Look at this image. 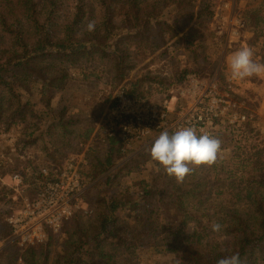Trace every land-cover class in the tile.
Listing matches in <instances>:
<instances>
[{"label": "trees", "instance_id": "1", "mask_svg": "<svg viewBox=\"0 0 264 264\" xmlns=\"http://www.w3.org/2000/svg\"><path fill=\"white\" fill-rule=\"evenodd\" d=\"M218 4L219 0H0V124L7 116L8 103L13 106L12 114L22 108L21 94L35 76L50 80L52 89L68 90L75 83L70 78V65L81 63L93 53L113 62L116 81L126 80L123 93L119 92L106 113L97 117L104 122H108L107 112L119 104L122 95L152 100L148 93L158 91L167 96L172 89L184 88L193 72L191 66L210 59L205 32L213 24ZM90 21L95 22L94 31L87 30ZM253 22L250 45H256L264 63V12L255 13ZM157 27L166 34V41L160 38L165 47L161 60L176 71L171 75L148 72L132 76L135 64L130 45L155 47L152 36ZM82 76L81 83H92L93 75ZM84 114L78 110L69 116L65 113L49 118L42 136L49 139L45 149L54 160L70 144L63 142L50 151L48 143L55 137L63 141L77 135L82 142H90L95 129L93 120H84ZM34 115L40 122L42 116ZM9 118L5 124L11 127L14 119L8 122ZM247 127L233 130L236 135L231 159H222L219 151L213 165L200 166L180 186L157 163L162 179L142 178L139 183L143 193L138 197L132 189L121 194L127 200L104 192L97 195L94 216H77V231L65 241L64 251L52 258L48 255L44 264H118L120 254L134 256L143 244L165 248L162 250L170 255L166 264H192L197 259V264H217L220 258L237 252L241 264H264V150L253 148ZM103 140L105 148L90 146L85 160L97 174L104 175V185L112 187L119 177L112 171L114 160L128 142L116 135ZM80 171L83 176H94L86 174L83 166ZM22 172L27 176V171ZM60 175L44 184L27 177L20 179V185L32 186L34 200ZM4 188L0 182V217L13 214L10 208L17 202L7 193L2 195ZM155 195L166 203V223L150 207ZM120 213H129L137 224L129 225ZM214 222L222 225L219 233L212 231ZM5 226L7 230L10 227L8 222ZM215 236L222 239L217 241ZM21 259L24 264H42L41 252L35 247L25 251Z\"/></svg>", "mask_w": 264, "mask_h": 264}, {"label": "rangeland", "instance_id": "2", "mask_svg": "<svg viewBox=\"0 0 264 264\" xmlns=\"http://www.w3.org/2000/svg\"><path fill=\"white\" fill-rule=\"evenodd\" d=\"M257 12H264V0H219L213 24L210 30L205 32V39L210 49V59L207 60V63L192 65L193 72L190 74H199L200 81L206 82V85H210L209 82L212 84L215 82L219 92L227 95L233 103L237 105L246 104L245 110L250 118L248 127H246L251 135L253 148L264 150V76L234 80L231 77L228 63L231 55L243 47H250L254 52V60L263 63L261 57L257 54L256 45L254 47L250 45L254 38L253 20ZM165 35L164 31L157 27L156 33L152 36L156 44L155 47L149 46V44L143 46L130 45V53L135 64V69L130 73L132 76H144L148 72H152V75L157 76L161 74L171 75L176 71L175 67H166V62L163 59L161 60V54L163 48H165L161 40L166 39ZM95 43L101 44L99 42ZM70 66V78L74 79L75 83H71L72 86L68 90L52 89L49 83L50 80L46 81V78L42 76H35L31 86L21 94L22 108L12 114L10 112L13 106L11 103L7 104L6 114L8 118L12 117L14 120L13 125L9 127L5 124L7 118L5 116L4 122L0 124V182L5 186L2 195L4 196L7 193L8 197L16 199L17 202L14 207L10 208L13 214L0 217V264H10V261H12L11 264H24L21 255L32 247L40 250L41 263H46L48 255H51L52 258L57 253L64 251L65 241L72 233L77 231L78 217L87 214L90 217L94 216L97 209L95 199L97 195L104 192V194L111 197L120 198L121 194H124L128 189H132L138 197L143 193V188L139 183L142 178L152 181L162 174V170H158L157 162L150 160V149L156 139V136H154V139L151 140L127 143L121 154L114 160L112 171L119 174L117 182L115 181L112 187L104 185L103 181L106 180H103L104 175L97 174L93 166L87 163L85 154L90 146L99 144L105 148L106 142L102 144L101 140L112 135L108 130L114 124L104 122V119L100 120L97 117L101 113H106L105 110L113 103L119 92L123 93L122 88L126 80L118 78L116 81L113 73L116 67L113 66V62L101 59L99 53H93L81 63L71 64ZM82 66L83 70H81ZM82 73L93 75L91 84L81 83ZM97 75L98 77H96ZM188 81L189 78L187 83ZM186 87L189 88V86H185L176 89L173 95H178V91L186 90ZM184 94L186 95V92ZM170 95V92L167 96L166 94H160L158 91L152 92L147 95L152 100L149 98L146 100L152 102L163 101L168 99ZM194 98L195 94L190 92L189 95H186L183 106H180L179 102L173 104V120L177 118V114L184 112L187 104L193 102ZM25 108L28 110L25 111ZM78 110L87 113L84 114V118H86L84 120H88V118L93 120L95 132L89 143L82 142L83 140L77 135L71 138L67 137L63 141L60 137H55L53 142L48 143L50 151L61 147L63 142L70 144L67 148H63L65 150H62V154H59L56 157L57 160H54L45 149L49 139L42 136L45 132L44 127L49 125V118L59 117L65 113L66 116H69ZM34 114L42 116L40 122L37 121ZM12 118H9L8 122ZM230 121L229 114L225 116L224 127H222L225 131L221 138L220 156L225 160L231 159L234 146L233 140L236 135L234 131L237 130L236 128V130H229L228 124ZM121 137L119 138L122 139ZM146 139H149V137H146ZM81 165L86 174H94L97 179L94 176L91 178L83 176L80 171L82 169ZM70 169H74L82 177L83 183H81V194L78 195L76 202L73 204V218L65 223L60 232H50L47 227L41 228L39 232H31L32 237L27 239V235L23 233V235H18L10 227L8 230L6 229L5 222H8V218L23 214L26 202L36 196L34 190H31L30 187L32 186L30 184L27 183L26 187L20 185V179L29 177L37 184H44L55 178L56 175L61 174L58 180L49 182L55 183L60 182L65 173H71ZM23 170L28 172H24L27 176L20 174ZM34 170L37 172L35 173V179L32 176ZM160 178L162 179V176ZM167 183L168 181L165 179L164 184L167 185ZM121 198L127 200L126 196ZM23 199H25L24 203H22ZM150 203V207L158 211L160 219L164 220L165 223L168 222L169 214L164 212V209L167 208L164 199L161 200L158 195H155L150 199ZM120 217L129 225L134 226L137 224L135 218L131 217L129 213H120ZM191 227L192 225L189 226V228ZM7 232L9 233L7 234ZM215 238L217 241L222 239L218 236H215ZM153 247L143 244L137 249L134 256L125 253L120 254L118 264H166L169 262V253L162 250L165 248L161 246ZM10 254H13V256ZM198 262L197 259L192 264Z\"/></svg>", "mask_w": 264, "mask_h": 264}, {"label": "built area", "instance_id": "3", "mask_svg": "<svg viewBox=\"0 0 264 264\" xmlns=\"http://www.w3.org/2000/svg\"><path fill=\"white\" fill-rule=\"evenodd\" d=\"M209 84L201 82L195 74L190 75L186 85L190 89L186 87V90H179L178 95H173L175 91L172 89L169 98L163 101L137 100L122 95L119 104L106 114L108 122H105L114 124L108 132L117 137L122 136V140L129 143L151 140L154 136L157 138L165 130L172 133L180 127L193 126L198 135L208 132L221 140L225 131L222 128L225 116L229 114V130L246 127L250 122L245 110L246 104L233 103L227 95L219 92L215 82ZM184 92L186 95L190 92L195 94V98L173 120L172 106L178 102L180 106L184 105ZM70 170L71 173H65L60 182L48 183L37 199L26 202L23 214L8 218L13 232L18 235L23 233L27 235V239L32 237L31 232H39L41 228L47 227V230L56 233L73 218V204L81 194L83 179L74 169Z\"/></svg>", "mask_w": 264, "mask_h": 264}, {"label": "clouds", "instance_id": "4", "mask_svg": "<svg viewBox=\"0 0 264 264\" xmlns=\"http://www.w3.org/2000/svg\"><path fill=\"white\" fill-rule=\"evenodd\" d=\"M88 31L95 30V22L90 21ZM250 47H243L229 58L231 77L234 80L264 76V63L254 60ZM222 141L208 132L197 134L193 126L180 127L170 133L165 130L154 140L150 149L151 159L161 166L166 174L181 183L200 166L213 165L221 149ZM214 233H219L222 225L214 222ZM217 264H241L239 253L226 255Z\"/></svg>", "mask_w": 264, "mask_h": 264}]
</instances>
